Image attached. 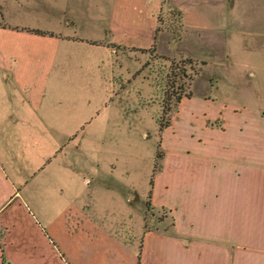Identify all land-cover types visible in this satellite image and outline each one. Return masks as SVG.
<instances>
[{"label": "crops", "instance_id": "crops-1", "mask_svg": "<svg viewBox=\"0 0 264 264\" xmlns=\"http://www.w3.org/2000/svg\"><path fill=\"white\" fill-rule=\"evenodd\" d=\"M98 3L90 20L107 23L81 31L161 51L162 0ZM170 4L180 16L182 46L210 70L203 69L202 96L188 99L196 135L172 142L168 173L153 186L154 196L173 203L174 225L144 232L139 264H264V0ZM66 9L59 5L55 15L59 28H34L33 1L0 0V264H137L138 247L120 240L108 218L112 187L84 189L91 181L114 183L115 169L105 175L95 162L86 171L77 112L61 98L46 102L55 53L80 42L71 39ZM92 40L83 42L115 51ZM216 119L219 125H206Z\"/></svg>", "mask_w": 264, "mask_h": 264}, {"label": "rangeland", "instance_id": "rangeland-1", "mask_svg": "<svg viewBox=\"0 0 264 264\" xmlns=\"http://www.w3.org/2000/svg\"><path fill=\"white\" fill-rule=\"evenodd\" d=\"M31 1L37 11L28 18L29 25L59 28L60 20L55 15L62 14L59 5L66 6V26L71 33L72 30L76 33L71 39L80 40L74 45L61 44L55 53L49 69L48 91L51 92L46 102L49 103V97L61 98L68 112H77V121L83 125L77 138L82 136L84 140L81 157L84 165H88L86 171L93 172L95 168L90 166L95 162L105 175L110 168L115 169L114 183L104 179L99 184L91 181V185L84 188L86 193L107 183L112 187L115 202L109 205L114 209L108 211V218L113 219L110 221L112 229L125 244L137 248L146 231L167 233L174 225V205L165 201L164 193L153 195L154 182L164 172L168 173L164 161L172 142L183 138L186 142L187 137L196 135L188 118L189 98L185 96L177 103L176 97L179 94L190 95V98L202 96L200 93L207 79L203 69H209L204 61L188 55L182 46L183 29L178 11L171 6L170 0H162L157 29L167 36L162 37L165 43L157 52L155 48L140 50L109 42L106 32L99 37V32L92 35L81 31L86 24L89 27V24L103 26L107 23L104 20L97 25L90 20L103 4L98 0ZM93 38L96 41L91 44L108 43L115 51L83 42L93 41ZM170 43L173 45L169 46ZM213 72L216 75L211 77L216 80L217 69ZM75 95L76 101L71 100ZM206 125L217 126L219 121L208 120ZM150 181L153 185L149 200ZM147 201L151 210L146 206ZM99 202L106 206V201L100 199Z\"/></svg>", "mask_w": 264, "mask_h": 264}, {"label": "trees", "instance_id": "trees-1", "mask_svg": "<svg viewBox=\"0 0 264 264\" xmlns=\"http://www.w3.org/2000/svg\"><path fill=\"white\" fill-rule=\"evenodd\" d=\"M28 31L31 32V33H34V34L53 36V34L48 33V32H42V31L31 30V29H29ZM157 31H158V29H157ZM185 96H186V98H190V95H188V96L187 95L182 96V95L179 94L176 97V102L177 103L180 102L182 100V98L185 97ZM163 113L165 114V111ZM152 185H153L152 184V181H150V190H149V194H148L149 195L148 197H150L149 200L151 199ZM146 206H147L148 209L151 210V204H150L149 201L146 202ZM141 252H142V239L140 240V243H139L138 248H137V260H138V263L137 264H139V262H140Z\"/></svg>", "mask_w": 264, "mask_h": 264}]
</instances>
